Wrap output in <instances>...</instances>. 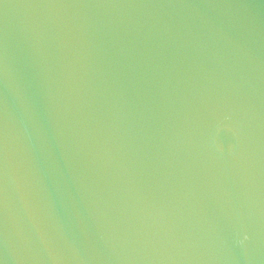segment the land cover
<instances>
[{"label":"water","instance_id":"water-1","mask_svg":"<svg viewBox=\"0 0 264 264\" xmlns=\"http://www.w3.org/2000/svg\"><path fill=\"white\" fill-rule=\"evenodd\" d=\"M0 264H264V0H0Z\"/></svg>","mask_w":264,"mask_h":264}]
</instances>
